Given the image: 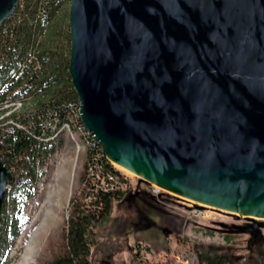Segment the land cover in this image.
I'll return each instance as SVG.
<instances>
[{"label":"water","instance_id":"1","mask_svg":"<svg viewBox=\"0 0 264 264\" xmlns=\"http://www.w3.org/2000/svg\"><path fill=\"white\" fill-rule=\"evenodd\" d=\"M19 1L0 0V26ZM69 9L78 113L106 158L262 236L264 0H69ZM9 180L0 159V212Z\"/></svg>","mask_w":264,"mask_h":264},{"label":"trees","instance_id":"2","mask_svg":"<svg viewBox=\"0 0 264 264\" xmlns=\"http://www.w3.org/2000/svg\"><path fill=\"white\" fill-rule=\"evenodd\" d=\"M22 1L25 7L20 10ZM68 1L20 0L13 16L0 26V110L5 111L4 106L16 100L30 99L19 111L0 120V159L11 173L7 190H13L10 210L6 209L9 195L1 207L0 251L17 232L13 230L20 220L16 205L33 196V186L58 150L60 133L65 127L82 126L80 101L68 70L71 45L66 53L49 49L45 37L59 9ZM29 55L33 57L30 60ZM89 145L86 183L91 201L86 207L72 202L74 212L68 220L63 255L48 264H93L96 253H114L116 248L115 240L101 239L96 228L111 216L115 204L128 201L132 190L123 188L126 181L102 147L93 139ZM101 183L106 189L96 187ZM248 239L246 254L236 257L218 247L196 244L193 249L197 264H264V240L260 236V242L255 241L253 234ZM133 261L141 264L135 258ZM0 264H4L1 255Z\"/></svg>","mask_w":264,"mask_h":264},{"label":"rangeland","instance_id":"3","mask_svg":"<svg viewBox=\"0 0 264 264\" xmlns=\"http://www.w3.org/2000/svg\"><path fill=\"white\" fill-rule=\"evenodd\" d=\"M24 7L22 1L20 10ZM59 10L45 37L49 49L58 48L66 53L71 45L69 1ZM31 58L29 55V60ZM28 101L16 100L5 105L6 110H0V120L19 111ZM11 120L9 118V122ZM59 137L58 150L48 160L43 177L33 186V196L16 205L20 220L13 226L17 232L0 251L4 264H48L63 255L68 220L74 212L72 202L86 207L91 201L90 187L86 183V159L92 135L83 125L75 124L73 129L65 127ZM113 165L126 181L123 188L138 190L140 197L136 201L115 204L111 216L96 228L97 236L103 240L113 238L116 248L114 253H96L93 264H133L134 258L141 264H197L193 249L196 244L221 248L234 257L246 254L249 233L226 229L221 224L242 226L247 219L189 202L170 192L151 198L152 185ZM12 191L6 190L8 211ZM183 202L199 207L200 213L193 215ZM262 231L264 240V228Z\"/></svg>","mask_w":264,"mask_h":264},{"label":"built area","instance_id":"4","mask_svg":"<svg viewBox=\"0 0 264 264\" xmlns=\"http://www.w3.org/2000/svg\"><path fill=\"white\" fill-rule=\"evenodd\" d=\"M96 187L97 188H101V189H106V186L103 183H101L100 185L96 184ZM152 189H153V194L155 196H162L163 194H166V193L169 192V191H165V190H163V189H161V188H159V187H157L155 185H152ZM179 198H181V197H179ZM188 201L192 202L190 200H188ZM183 203L190 207L189 211H191L193 213V215L197 216L200 213L199 207L197 208V207L193 206V204H191V203H185V202H183Z\"/></svg>","mask_w":264,"mask_h":264},{"label":"flooded vegetation","instance_id":"5","mask_svg":"<svg viewBox=\"0 0 264 264\" xmlns=\"http://www.w3.org/2000/svg\"><path fill=\"white\" fill-rule=\"evenodd\" d=\"M139 197L140 196H139V191L138 190L132 191V192H130L128 194V201L127 202L136 201ZM139 220L141 221V218H139ZM250 223L251 222L249 220H245L242 226L243 227H246L245 228V231L248 232L251 235V232H250L251 230L249 228ZM223 227H225L226 229H228V228L237 229V225H233V224L225 225ZM254 239L257 242H260L259 237L254 238Z\"/></svg>","mask_w":264,"mask_h":264},{"label":"bare ground","instance_id":"6","mask_svg":"<svg viewBox=\"0 0 264 264\" xmlns=\"http://www.w3.org/2000/svg\"><path fill=\"white\" fill-rule=\"evenodd\" d=\"M55 217V216H54ZM257 220V219H256Z\"/></svg>","mask_w":264,"mask_h":264}]
</instances>
